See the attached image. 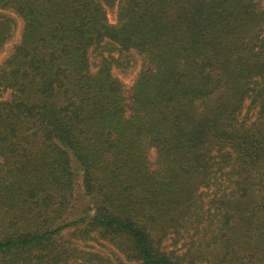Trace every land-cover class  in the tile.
<instances>
[{
  "label": "trees",
  "instance_id": "trees-1",
  "mask_svg": "<svg viewBox=\"0 0 264 264\" xmlns=\"http://www.w3.org/2000/svg\"><path fill=\"white\" fill-rule=\"evenodd\" d=\"M0 10L24 22L0 67L11 92L0 101V264H112L78 244L99 239L141 264H264V8L0 0ZM132 51L143 67L129 94L113 68Z\"/></svg>",
  "mask_w": 264,
  "mask_h": 264
},
{
  "label": "rangeland",
  "instance_id": "rangeland-1",
  "mask_svg": "<svg viewBox=\"0 0 264 264\" xmlns=\"http://www.w3.org/2000/svg\"><path fill=\"white\" fill-rule=\"evenodd\" d=\"M261 8H264V4L260 0H255ZM109 16L112 20L116 19L117 7L116 4L108 7ZM24 27L23 20L10 10H0V67L4 65L6 60L11 56L14 48L21 41L22 30ZM112 55L118 56V52H111ZM124 54V53H123ZM125 55V54H124ZM127 62L124 64L125 67L120 65H115L113 68V73L121 78L127 85V91L131 94L135 81L143 67L141 57L137 52L132 51L127 53ZM97 60V58H96ZM11 99V92H6L0 90V101H7ZM148 159L153 170L158 168L156 163L157 150L155 147H151L148 152ZM76 239L72 236L65 235L61 241L68 245L69 242H74ZM80 249L90 253H97L109 258L112 264H141L135 261H126L122 256L112 249L107 242L99 239V241H90L89 243H83V241L78 243ZM111 247V248H110ZM85 258L86 261L88 257L80 254L79 260Z\"/></svg>",
  "mask_w": 264,
  "mask_h": 264
}]
</instances>
